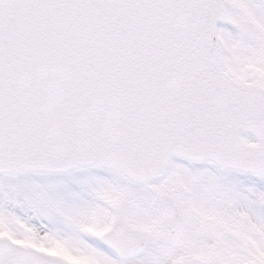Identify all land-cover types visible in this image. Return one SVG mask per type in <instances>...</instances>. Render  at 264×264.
<instances>
[{
  "label": "snow or ice",
  "instance_id": "obj_1",
  "mask_svg": "<svg viewBox=\"0 0 264 264\" xmlns=\"http://www.w3.org/2000/svg\"><path fill=\"white\" fill-rule=\"evenodd\" d=\"M0 264H264V0H0Z\"/></svg>",
  "mask_w": 264,
  "mask_h": 264
}]
</instances>
